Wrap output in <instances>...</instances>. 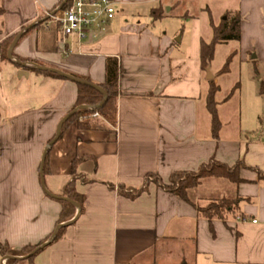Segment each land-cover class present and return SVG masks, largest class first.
Returning a JSON list of instances; mask_svg holds the SVG:
<instances>
[{
  "label": "crops",
  "instance_id": "obj_1",
  "mask_svg": "<svg viewBox=\"0 0 264 264\" xmlns=\"http://www.w3.org/2000/svg\"><path fill=\"white\" fill-rule=\"evenodd\" d=\"M59 1L0 0V41L31 25L13 47L16 56L95 84L104 80L106 58H116V119L96 129L71 123L49 148L47 189L61 195L79 158L75 189L84 196L82 209L52 240L60 204L44 193L38 167L57 122L75 103L77 86L33 71L19 74L13 63L0 61V240L13 249L45 240L33 264H264V135L250 138L240 128L223 136L226 126L217 110L221 125L215 138L205 106L209 84L200 68V41L211 38L210 19L219 20L185 10L191 36L178 51L156 22L167 15L164 5L179 0H114L115 14L104 31L62 44L57 22L46 14ZM229 3L222 17L240 13L238 42L252 38L245 51L264 63V0ZM144 5L148 18L142 16ZM155 9L163 11L157 20ZM212 158L227 165L241 160V181L205 177L189 198L202 203L241 197V217L209 222L153 182L135 198L116 189L139 188L149 173L167 181L172 172L196 171ZM19 259L16 264H31ZM4 260L0 254V264Z\"/></svg>",
  "mask_w": 264,
  "mask_h": 264
},
{
  "label": "trees",
  "instance_id": "obj_2",
  "mask_svg": "<svg viewBox=\"0 0 264 264\" xmlns=\"http://www.w3.org/2000/svg\"><path fill=\"white\" fill-rule=\"evenodd\" d=\"M62 1L63 0H60L57 6L61 5ZM68 2L69 0H65L61 7H66ZM55 8L56 7H54L52 11L55 10ZM162 14L163 11L161 10H153V20L159 19ZM241 19L242 17L238 11H226L217 24H215L210 19L212 30L211 38L207 42L203 40L200 41V68L202 71L206 72V69L208 68L209 63L213 57L214 48L216 44L228 40L240 39ZM56 29L57 31H59L58 23ZM29 30L30 29L24 31L23 33H26ZM17 33L18 32L13 33L0 41V61H8L13 63L14 66L18 69V71H33L38 74H44L55 78L66 79L51 71L40 70L30 65L21 66L17 62L8 58L7 49ZM230 55L227 57L225 63L216 75L227 72ZM12 57L22 62H30V59L16 56L13 51ZM38 63L42 64L40 62ZM119 70L120 69L118 60L113 57H107L105 60L104 80L101 83H96L97 85L101 86L106 93V100L100 107H97V105L102 100V94L98 90L87 84L76 83V99L71 109L79 105H86L87 107L84 109H78L63 123L60 136L56 141L60 139L64 129L71 123H75L79 129H96L107 125V123L114 125L116 119V99L119 93ZM75 76L90 81L86 77H81L78 75ZM208 84L209 86L205 96V106L208 112L210 113L211 117V133L216 138L221 125L217 114V101L215 100V96L218 92L219 86L214 82V78L208 79ZM258 90L259 94L264 98L263 81L260 82ZM95 112L98 114L97 117L94 116ZM50 139H48V141ZM48 154L49 150L46 152L44 163L42 166L43 178L49 172ZM78 160L79 158L73 161L72 178L67 181V183L64 185L63 192L60 196H65L69 200L76 202L79 206V210H81L83 206L84 196L78 193L75 189V180L76 178L81 177L80 174H77L75 172L74 167L75 162H77ZM241 167H244V164L241 160L237 161L233 165H227L212 158L207 163L202 164L196 171L172 172L169 175L167 181H163L157 174L149 173L145 176L143 184L139 188H126L123 185H118L116 189L122 195H125L129 198H135L147 189V186L150 182H153L156 186L163 188L167 192L172 193L180 199L189 203L191 206H193L197 215L206 218L209 222L213 218L226 221L227 218L234 217L236 214H238L240 217L242 216V214L239 213V203L241 201V197L236 196L233 198H212L205 201L204 203H201L192 201L189 198V191L195 186H197L200 181L205 177H223L233 183H237L241 181V178L239 176V169ZM249 168L255 169L253 167ZM256 172L259 176H262L261 172L257 170ZM38 174L39 182L41 184L40 165L38 167ZM110 187L113 188V185H111ZM50 198L54 199L60 204V211L55 223V227L58 224L67 222L73 218L77 208L75 204L64 199L52 197ZM63 227L64 226H61L57 229L52 240H55L60 236V231ZM44 242L45 240L33 245H24L19 249H13L11 248V246H9L7 242L0 240V254L2 257H6L4 260V264H16L20 260L19 257L26 258L31 262V264H33L32 259L35 254H37V252L41 250V246L44 244Z\"/></svg>",
  "mask_w": 264,
  "mask_h": 264
},
{
  "label": "rangeland",
  "instance_id": "obj_3",
  "mask_svg": "<svg viewBox=\"0 0 264 264\" xmlns=\"http://www.w3.org/2000/svg\"><path fill=\"white\" fill-rule=\"evenodd\" d=\"M229 6V0H179L174 4L170 2L164 5L163 10L167 15L156 22V27L171 35L173 46L178 51H183L191 36L190 16L183 14L185 10L188 15L194 14L200 19L210 15L217 22L222 18V11ZM141 11L146 14H142L143 17H149L146 5L141 6ZM148 23L151 24L150 21ZM204 38L205 40L210 38L209 29ZM252 40L247 38L245 44H240L238 40L216 44L208 66L209 74L215 76L232 53L227 72L215 77L219 86L215 96L217 110L226 126L223 136L240 133V128L245 129L250 138H260L264 135V100L257 94L260 82L264 81V63L254 58V51L250 53L245 51ZM208 76V72H204V84L208 82Z\"/></svg>",
  "mask_w": 264,
  "mask_h": 264
},
{
  "label": "built area",
  "instance_id": "obj_4",
  "mask_svg": "<svg viewBox=\"0 0 264 264\" xmlns=\"http://www.w3.org/2000/svg\"><path fill=\"white\" fill-rule=\"evenodd\" d=\"M47 16L58 23L60 40L64 44L68 37L77 42L93 39L114 17V0H69L66 7L57 6ZM69 49L63 48V52ZM94 116H98L95 112ZM255 221V220H253Z\"/></svg>",
  "mask_w": 264,
  "mask_h": 264
},
{
  "label": "water",
  "instance_id": "obj_5",
  "mask_svg": "<svg viewBox=\"0 0 264 264\" xmlns=\"http://www.w3.org/2000/svg\"><path fill=\"white\" fill-rule=\"evenodd\" d=\"M65 0L62 1L61 5L59 6H62V4L64 3ZM31 27V25H27L26 27H24L21 31H19L14 39L12 40V42L10 43L8 49H7V56L8 58L12 59L13 61L17 62L19 65L21 66H24V65H30V66H33L37 69H40V70H46V71H51V72H54L66 79H69V80H72L74 81L75 83H83V84H87L93 88H95L96 90H98L101 94H102V100L98 103L97 107H100L106 100V93L104 91V89L93 83V82H90V81H87L85 79H82V78H79L75 75H72L70 73H67V72H64L60 69H57V68H54V67H49V66H45V65H41L37 62H34V61H30V62H22V61H19L17 60L16 58H13L12 57V51H13V47L15 45V43L18 41V39L21 37V35L23 34L24 31L28 30L29 28ZM23 72H26V71H18L19 74H23ZM206 72H208V77L209 79L210 78H213V76L211 74H209V71H208V68L206 69ZM25 74V73H24ZM87 106L86 105H79V106H76L74 107L73 109H71L70 111H68L67 113H65V115H63L59 121L57 122L56 124V127H55V131H54V135L53 137L48 141V143L46 144V146L44 147V150H43V154H42V157H41V161H40V177H41V187L43 189V191L49 196V197H52V198H59V199H64V200H67L73 204L76 205L77 207V210L79 211V206L76 202L72 201V200H69L67 197L65 196H60V195H55L53 193H51L46 185H45V181H44V178H43V174H42V166H43V163H44V159H45V155H46V152L49 150V148L51 147V145L58 139V137L60 136V133H61V128H62V125L63 123L71 116L73 115L78 109H84L86 108ZM63 225V223L61 224H58L54 231H53V236L55 235L57 229L59 227H61ZM6 258V257H4Z\"/></svg>",
  "mask_w": 264,
  "mask_h": 264
}]
</instances>
